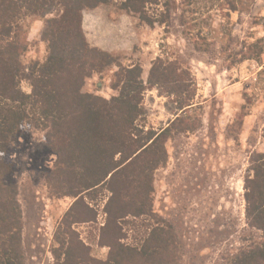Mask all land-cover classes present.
<instances>
[{
	"label": "rangeland",
	"instance_id": "374dc122",
	"mask_svg": "<svg viewBox=\"0 0 264 264\" xmlns=\"http://www.w3.org/2000/svg\"><path fill=\"white\" fill-rule=\"evenodd\" d=\"M48 11L23 19L25 66L65 50L42 39L45 20L58 13ZM81 13L88 45L112 57L84 80L82 92L109 99L117 94L112 84L121 67H137L145 84L137 137L146 140L177 116L185 119L187 128L165 142L167 160L154 171L152 195L154 212L180 239L178 264H227L237 249L264 241V232L246 222L244 198L250 160L264 151V0H157L141 15L124 8L123 0H110ZM159 60L181 79L178 97L168 90L172 85L149 84ZM20 87L31 90L25 79ZM180 100L191 105L179 109ZM5 158L14 166L5 181L16 185L25 261L52 264L54 232L76 197L46 184L56 155L42 129L24 124ZM82 195L95 219L72 228L92 256L105 259L108 247L98 245V236L107 193ZM133 225L126 226L132 228L128 242L137 240Z\"/></svg>",
	"mask_w": 264,
	"mask_h": 264
},
{
	"label": "trees",
	"instance_id": "16d2710c",
	"mask_svg": "<svg viewBox=\"0 0 264 264\" xmlns=\"http://www.w3.org/2000/svg\"><path fill=\"white\" fill-rule=\"evenodd\" d=\"M109 1L0 0V264H27L16 185L5 181L14 170L5 151L24 124L42 129L56 155L46 184L54 193L76 197L54 232L52 264L180 261V239L173 225L154 212L152 195L154 171L167 160L165 142L173 132L187 128L182 126L185 119L177 116L146 140L137 137L145 89L137 67H121L112 84L117 94L109 99L81 90L87 77L112 63L111 55L88 45L81 12ZM156 1L123 0V5L141 15ZM51 7L58 13L45 20L41 36L65 50L25 66L20 59L27 48L23 19L48 13ZM161 62L149 70L148 82L172 85L168 90L178 97L181 79ZM23 79L29 82L30 92L21 89ZM190 105V101L180 100L178 108ZM250 162L251 174L244 181L246 222L264 232V151L255 153ZM100 189L107 193L105 220L98 236V245L108 247L105 259L92 256L72 228L75 223L95 219V211L82 194H96ZM128 223H134L135 242L126 240L132 230L126 227ZM227 264H264V241L237 249Z\"/></svg>",
	"mask_w": 264,
	"mask_h": 264
}]
</instances>
